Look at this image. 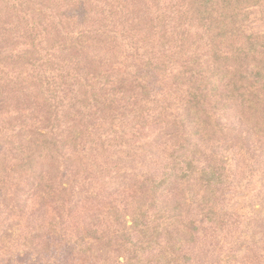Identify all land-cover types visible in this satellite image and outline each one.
Returning <instances> with one entry per match:
<instances>
[{"label": "trees", "instance_id": "obj_1", "mask_svg": "<svg viewBox=\"0 0 264 264\" xmlns=\"http://www.w3.org/2000/svg\"><path fill=\"white\" fill-rule=\"evenodd\" d=\"M3 237L11 264H264V0H0Z\"/></svg>", "mask_w": 264, "mask_h": 264}, {"label": "rangeland", "instance_id": "obj_2", "mask_svg": "<svg viewBox=\"0 0 264 264\" xmlns=\"http://www.w3.org/2000/svg\"><path fill=\"white\" fill-rule=\"evenodd\" d=\"M99 217H101V215H99ZM18 222V221H17ZM16 222V223H17ZM14 225V223H13ZM35 226L36 225V220H33V219H30V218H27L23 221L22 225L20 226L24 231H26V228L27 226ZM11 232V231H10ZM5 238L7 237H3V238H0L1 239V242H0V264H11L8 262V257L10 256L9 254V250L13 249V248H10L9 246L6 247V245H4V241H5ZM43 247V245H42ZM41 252L43 250V248H40ZM5 251V252H3ZM5 253V254H3ZM7 257V259H6ZM31 260L27 259V255H17V258L14 260V263L13 264H29ZM70 264H73V263H70ZM74 264H88V263H77L75 262Z\"/></svg>", "mask_w": 264, "mask_h": 264}]
</instances>
